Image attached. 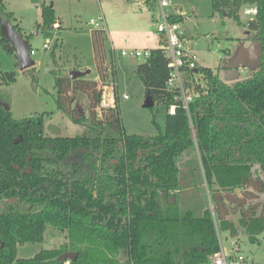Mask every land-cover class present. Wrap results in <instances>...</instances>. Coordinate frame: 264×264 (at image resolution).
I'll return each instance as SVG.
<instances>
[{
    "label": "trees",
    "instance_id": "trees-1",
    "mask_svg": "<svg viewBox=\"0 0 264 264\" xmlns=\"http://www.w3.org/2000/svg\"><path fill=\"white\" fill-rule=\"evenodd\" d=\"M211 6L237 24L242 7L256 10L245 26L247 40L260 46V69L229 86L200 67L206 86L195 88L185 110L166 86L162 49L150 50L134 71L154 105L166 110L155 136L127 135L117 100L114 108L100 107L101 86L113 75L100 30L91 34L100 86L55 81L58 111L84 135L44 136L42 116L16 120L0 104V264H208L220 250L219 231L234 237L239 229L250 243L264 232V0ZM41 18L52 27L53 9L42 6ZM1 21L9 23L3 0ZM0 43L14 54L6 39ZM14 82V73H0V86ZM76 93L87 99V115L72 107ZM47 226L66 233L67 242L17 259V247L42 242ZM65 252L76 259L58 261Z\"/></svg>",
    "mask_w": 264,
    "mask_h": 264
},
{
    "label": "rangeland",
    "instance_id": "rangeland-1",
    "mask_svg": "<svg viewBox=\"0 0 264 264\" xmlns=\"http://www.w3.org/2000/svg\"><path fill=\"white\" fill-rule=\"evenodd\" d=\"M170 2L171 7L167 10L170 14L178 9L182 16H185L181 28L188 40L187 47L197 56L199 67L211 70L213 75L229 86L250 79L259 70L260 46L246 38L245 25L254 15L245 12H250L253 7L241 8L242 24H237L231 17L214 13L211 0ZM129 4L133 7L118 4L117 0H3L9 23L12 26L17 25L16 31L23 39L28 40L36 55L31 57L34 66L20 71L15 55L8 54L0 43V73L15 74L13 84L0 86V104L4 108L7 107L16 120L42 116L44 136L84 135L86 130L83 126L73 124L67 116L58 111L55 81L58 78H69L71 71H79L76 69L84 65H89L91 69L86 78L96 81L97 73L93 67L94 55L89 36L93 28L88 23L97 19L98 9L102 8L110 22L109 27L104 25L105 48L110 50L109 39L114 33L122 36L129 32L133 35L138 33L137 30L131 31L137 27L132 11H142L131 1ZM42 6H52L56 16L60 18L61 29L42 26ZM153 21L155 25V15ZM44 44L48 45V49H43ZM134 46L131 44L115 48L112 53L113 63L110 66L113 68V75L107 85H114V95L118 101L124 132L127 135L155 136L158 131L163 132L166 110L156 104L151 108L143 107L145 88L134 71L143 59L120 55L121 51H144ZM152 46L156 49L159 43L154 40ZM51 61L54 70L49 72ZM199 80L204 81L203 77H199ZM97 84L100 86V82ZM124 95L127 99H123ZM71 104L80 114L87 115V99L83 94H71ZM263 200V196H260V201ZM237 219V216L230 217L238 228ZM218 241L226 253L238 251L249 257L252 264H264V232L257 236L254 243H250L239 229L238 236L234 237L228 231H219ZM66 242V233L47 226L43 241L19 245L16 258L30 259L40 251L58 249Z\"/></svg>",
    "mask_w": 264,
    "mask_h": 264
},
{
    "label": "built area",
    "instance_id": "built-area-1",
    "mask_svg": "<svg viewBox=\"0 0 264 264\" xmlns=\"http://www.w3.org/2000/svg\"><path fill=\"white\" fill-rule=\"evenodd\" d=\"M156 4L155 13V35L159 40V48L162 49L165 57L168 60L169 78L166 86L170 90L178 92V99L181 100L185 110H187L188 104L197 95L195 88L203 90L205 88V80L203 74L198 69L197 56L194 52L187 47L188 40L181 28V22L177 19L182 17V13L175 9L173 14H170L167 10L171 7L170 0H153ZM255 15L256 10L251 9L250 12L246 11L245 14ZM88 25L93 30H100L105 32V27L102 17H98L95 20H90ZM53 28H58V25H53ZM43 49H48V45L44 44ZM30 57L35 55L34 50L29 51ZM122 57H132L135 59L146 60L150 56V51L133 50V51H121ZM195 71H197L195 73ZM191 74L187 77V73ZM203 77L204 81H200L199 77ZM114 85H102L101 86V102L100 107L114 108L117 98L114 95ZM123 99H127V96H123ZM175 107L168 108L169 114H174ZM208 264H252L249 257L244 256L242 253L235 251L233 253H226L220 246L219 252L215 253L209 259Z\"/></svg>",
    "mask_w": 264,
    "mask_h": 264
},
{
    "label": "crops",
    "instance_id": "crops-1",
    "mask_svg": "<svg viewBox=\"0 0 264 264\" xmlns=\"http://www.w3.org/2000/svg\"><path fill=\"white\" fill-rule=\"evenodd\" d=\"M127 1L128 2H126V0H121V2H120V0H117V3L118 4L121 3L122 5H126L127 7L128 6L133 7V6H131V4H129V1H131L132 3H134L135 6L138 7L139 10L142 11V12L132 11V15H133L134 19L136 18L137 27L131 31L137 30L138 33L133 35L131 32H129L128 34H126V36H122V34L114 33V36H111V38L109 39L110 40L109 41L110 50L109 49H106V50L112 51L111 52V54H112L115 51V48L122 47V46H130L131 44L135 45L134 47H138L142 50L150 51L152 49H155L152 46L154 43V40H156V42L159 43V40L155 35L154 21H153L154 15H155L156 10H157L156 4L154 3L153 0H127ZM51 8H52V6H51ZM98 10H99V16L98 17L101 16L103 19L104 25L106 27H109L110 22L108 21L106 14L102 10V8L99 7ZM53 12H54V18H55L53 25H58V28H53V25H52V28L53 29H61L60 18L58 16H56V14H55L56 12L54 11V9H53ZM184 17L185 16L180 17L181 18L180 24H182V22L184 21ZM91 34H92V31L90 30V32H89L90 43H91ZM251 43H254V42H251ZM249 47H251V45ZM91 49H92V45H91ZM92 52H93V49H92ZM112 60H113V58H112ZM109 61H110V59H109ZM93 67L95 69V63L94 62H93ZM198 67H199V65H198ZM259 69H260V67H259ZM76 70H79V71L89 70V72L91 73V69H90L89 65L80 66ZM80 79L88 80L86 77L80 78ZM96 82H98L97 74H96Z\"/></svg>",
    "mask_w": 264,
    "mask_h": 264
},
{
    "label": "water",
    "instance_id": "water-1",
    "mask_svg": "<svg viewBox=\"0 0 264 264\" xmlns=\"http://www.w3.org/2000/svg\"><path fill=\"white\" fill-rule=\"evenodd\" d=\"M0 35L2 38L6 39L8 43L10 44L13 53L16 58L17 66L20 71H24L26 69L32 68L34 66V61L29 55V44L28 41L23 39L17 31L13 28V26L5 21L0 22ZM54 70V66L52 61L50 62V67L48 69L49 72ZM197 71H195L196 73ZM89 70L86 71H71L69 73V79L70 80H76L80 78H84L89 74ZM154 106V102L149 95L148 92L145 94V100L143 103L144 108H151ZM8 109L7 107H5ZM16 169H18L16 167ZM76 253L74 252H65L61 254L57 260L58 261H71L76 259Z\"/></svg>",
    "mask_w": 264,
    "mask_h": 264
}]
</instances>
